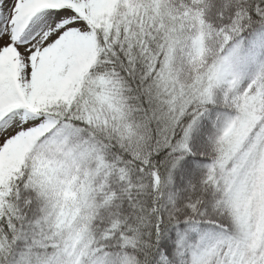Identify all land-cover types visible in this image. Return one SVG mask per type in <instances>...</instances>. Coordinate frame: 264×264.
<instances>
[{
  "label": "snow or ice",
  "instance_id": "obj_1",
  "mask_svg": "<svg viewBox=\"0 0 264 264\" xmlns=\"http://www.w3.org/2000/svg\"><path fill=\"white\" fill-rule=\"evenodd\" d=\"M0 264H264V0H0Z\"/></svg>",
  "mask_w": 264,
  "mask_h": 264
}]
</instances>
